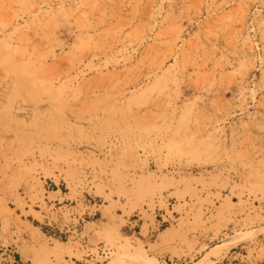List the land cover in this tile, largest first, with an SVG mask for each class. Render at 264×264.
<instances>
[{
	"label": "rangeland",
	"instance_id": "374dc122",
	"mask_svg": "<svg viewBox=\"0 0 264 264\" xmlns=\"http://www.w3.org/2000/svg\"><path fill=\"white\" fill-rule=\"evenodd\" d=\"M264 264V0H0V264Z\"/></svg>",
	"mask_w": 264,
	"mask_h": 264
},
{
	"label": "trees",
	"instance_id": "16d2710c",
	"mask_svg": "<svg viewBox=\"0 0 264 264\" xmlns=\"http://www.w3.org/2000/svg\"><path fill=\"white\" fill-rule=\"evenodd\" d=\"M216 264H219V263H216Z\"/></svg>",
	"mask_w": 264,
	"mask_h": 264
}]
</instances>
